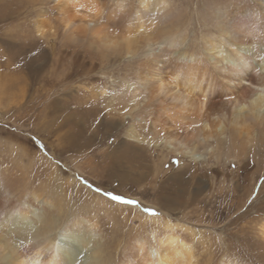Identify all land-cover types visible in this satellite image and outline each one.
Masks as SVG:
<instances>
[{"label": "rangeland", "instance_id": "rangeland-1", "mask_svg": "<svg viewBox=\"0 0 264 264\" xmlns=\"http://www.w3.org/2000/svg\"><path fill=\"white\" fill-rule=\"evenodd\" d=\"M172 1L183 9L179 20L187 26V45H197L202 31L213 32L208 25L210 12L214 9L211 0ZM247 1V6L251 7L259 0ZM96 2L102 3V0ZM104 2L107 4L105 8H109L114 0ZM232 2H242L244 5L243 0ZM0 13V178L9 186L6 192L11 198L26 201L33 211H44L47 216L52 212L51 216L56 217L60 225L55 230L58 238L63 234L62 228L74 231H83L88 227L89 230L93 229L97 233L95 244L103 250V257L108 258L107 264L142 262V245L146 251L158 250L163 238L170 235L171 230L165 226L167 221L183 227H175L173 231L192 248L197 264H264V236L261 234L264 228V170L262 174H255L257 169L250 167L237 176L235 162H227L224 172L220 170V173L219 169H212L216 157L209 159L206 148L197 151L194 159L173 158L170 155L163 161L168 166L159 165V170L154 169L156 161H149L142 169L125 162L108 164L109 156L105 152L115 141L116 133L125 141L149 149L155 147L148 140L137 141L123 132L130 129L131 122L127 121V115L123 117L125 120L121 119L122 122L109 127L110 136L103 134L106 128L99 129L98 137L92 139L90 147L78 146L69 150L64 136L75 129L83 131L85 139L90 131L85 113L98 107L103 115L108 114L118 99L117 90L129 81L135 82V60L128 58L123 51L105 48L91 37L90 24L84 23L85 20L80 22L79 17H74L65 28L57 0H0ZM38 17L48 24L44 35L37 31ZM49 28L52 30L47 31ZM124 29V26H117L118 33ZM160 40L162 37L157 34V41ZM135 47L133 57L146 49L140 41ZM82 61L84 67L81 69L78 65ZM96 94L100 106L95 103V98L90 97ZM77 98L81 101H77ZM101 98L103 102L100 103ZM105 110H108L107 113ZM73 113L79 114L77 121L73 119ZM84 121L87 123L83 124ZM95 124L92 126L96 128ZM17 146L25 151V158L20 149L17 151ZM161 148L162 144L159 143L156 146L159 156L168 152H163ZM35 154L47 158L53 156L60 177L50 178L49 171L41 164L43 161L39 160L40 156ZM220 160L224 162L222 158ZM180 165L197 168L196 174L200 180H195L187 189L199 194L196 203L199 207L206 204L202 212H196L195 204L189 213L190 208L184 209L182 202L174 201L167 205L157 197L161 189L159 185L164 181L162 171L169 177L178 171ZM23 167L34 179L28 185L25 180V186L17 189L12 182L16 177H24L26 171ZM236 178H239L237 187L234 186ZM65 180L71 181V185L62 187ZM196 181L198 184H195ZM12 187L15 192L11 190ZM18 190L20 193H16ZM55 190H60L65 204H56L54 210L47 200H51V191ZM27 192L28 196L25 195ZM37 193L40 199L35 200L33 195ZM121 197L129 199L127 203L137 201L138 204L131 206L123 201H112H120ZM145 208L153 209L158 214L150 215ZM68 222L70 225L67 227ZM184 226L188 229H184Z\"/></svg>", "mask_w": 264, "mask_h": 264}, {"label": "bare ground", "instance_id": "bare-ground-1", "mask_svg": "<svg viewBox=\"0 0 264 264\" xmlns=\"http://www.w3.org/2000/svg\"><path fill=\"white\" fill-rule=\"evenodd\" d=\"M96 1L57 0L64 27L67 28L74 17H79L80 22L85 20L84 23H89L91 37L105 48L123 51L128 58L135 60L137 67L135 82L129 81L117 90L115 97L118 99L113 103L112 110L107 107L111 110H107L108 114L103 115L98 107L85 110L87 128L90 131L85 132L88 135L85 134L87 136L84 139L83 131L72 130V133L64 136L67 148L70 150L78 146L90 147L92 139L98 134L97 130L106 128L103 134L110 136L109 127L121 119L125 120L123 117L127 115V121L131 122L130 129L127 131L124 129L123 132L137 141L148 140L147 142H151L155 147L149 149L125 141L124 137L122 139L116 133L115 141L106 152L104 151L105 155L109 156L108 164L125 162L131 167L138 166L142 169L149 161H156L154 169L159 170L157 166L167 165L163 161L170 155H173V158L194 159L197 151L206 148L209 151V159L216 157L212 169L224 172L227 162L233 164L235 162L238 168L237 170L234 166L237 176L242 170L247 171L250 167L257 169L255 174H262L264 170V0L256 1L257 3L250 5L251 7L247 6V0H243L244 5L242 2L236 4L237 1L234 3L233 0H224V3L211 0L214 9L210 12L208 25L213 32L202 31L197 45L186 44L189 37L187 26L181 24L179 20L183 9L172 0L133 2L114 0L109 8H105L107 4L104 0L102 3ZM47 25L46 21L38 19L37 31L40 35H44ZM119 25L124 26L125 29L118 33ZM51 30V28L47 29V31ZM157 34L162 37L160 42L157 41ZM139 41L146 49L133 57L135 46H138ZM79 66L82 69L84 62L82 61ZM90 97L97 101L98 95ZM99 102H103V99ZM95 103L100 106L98 101ZM75 114L73 119L77 121L79 114L76 116ZM86 123L84 121L83 124ZM93 124L96 128L92 126ZM159 143L162 144V151H168L165 155L157 154L156 146ZM18 149L25 158V151L17 146V151ZM52 157L40 156L39 160L43 161L41 164L49 171L47 173L50 178H59L60 173ZM221 158L224 162H221ZM31 159L29 161H32ZM28 164L30 165L29 162ZM191 167L180 165L178 171L169 177L165 171H162L164 181L159 185L161 189L157 197L167 205L174 201L182 202L184 209L190 208L189 213L191 206L195 204L196 212H202L206 204L205 207H199L196 204L199 194L187 189L195 180H200L197 178V168ZM40 172L41 170L38 173ZM23 174L24 177H16L13 182L10 179V183L12 182L17 189L19 186H25L26 181L28 185L34 179L27 171ZM5 183L0 178V264H107L108 258L103 257V250L101 251V247L95 244L97 233L93 229L89 230L88 227L83 231H74L75 229L62 228L63 234L58 238L55 230L59 229L60 225L56 217L51 216L52 212L47 216L44 211H33L26 201L14 200L7 194L6 189L9 186ZM70 183L71 181L65 180L62 187L70 186ZM236 184H239V178L235 180V187ZM60 190L51 191L49 197L52 202L47 200L49 207H56L58 203L64 206L65 202L62 201ZM16 193H20L19 190ZM26 194L28 196V192ZM33 196L38 200V193ZM69 225L70 223L67 227ZM165 226L171 230L170 235L161 239L158 250L146 251L142 245L140 256L143 261L136 264H197L192 248L173 231L175 227H183L171 224L169 221ZM184 229L188 228L184 226ZM261 234L264 236V228Z\"/></svg>", "mask_w": 264, "mask_h": 264}, {"label": "snow or ice", "instance_id": "snow-or-ice-1", "mask_svg": "<svg viewBox=\"0 0 264 264\" xmlns=\"http://www.w3.org/2000/svg\"><path fill=\"white\" fill-rule=\"evenodd\" d=\"M98 191H99V189H98ZM112 201L118 202V203H121V201H123V202H126L124 204L131 205V206H137V204H138L137 201H135L134 203H127L130 200L129 199H126V198H123V197H121V200L120 201H117V200H112ZM145 212L149 213L150 215H157L158 214L155 210L148 209V208H145Z\"/></svg>", "mask_w": 264, "mask_h": 264}]
</instances>
